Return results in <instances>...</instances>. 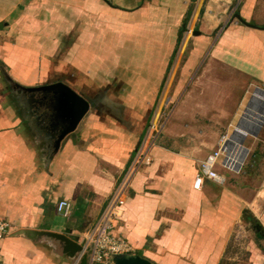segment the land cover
<instances>
[{"label": "crops", "instance_id": "obj_1", "mask_svg": "<svg viewBox=\"0 0 264 264\" xmlns=\"http://www.w3.org/2000/svg\"><path fill=\"white\" fill-rule=\"evenodd\" d=\"M187 22L193 25L192 47L183 66L175 64L167 83L180 117L169 116L151 149V164L133 177L112 233L154 264H222L225 259L234 264L227 254L236 228L248 216L247 206L258 204L263 218L259 236L264 238L262 193L236 186L242 181H205L200 191L193 188L197 164L209 154L196 155L205 136L226 127L208 122V113L216 111L208 108L206 93L218 84L209 72L227 64L264 84V0H0V219L12 227L0 240V264H76L44 242L11 235L18 230L61 233L83 246L144 141ZM67 37L73 44L68 54L75 56L67 61L75 63L61 64L56 69L62 77L43 83V71L48 73L43 56L49 49L43 40ZM131 39L157 40L165 51L153 60L155 53L131 48ZM209 44L210 63L199 75L205 99L196 101L182 87ZM99 54L108 56L106 62L97 63ZM133 55H139L141 64H135ZM148 55L151 60L143 59ZM58 82L73 88L90 108L55 150L50 97L19 93L15 86ZM241 98L233 116L240 111ZM188 119L199 120L198 130L192 132ZM211 127L216 130L209 131ZM189 135H199V142L191 146ZM256 153L255 165L264 167V152ZM62 200L73 206L67 219L56 212ZM260 263L254 256L249 260Z\"/></svg>", "mask_w": 264, "mask_h": 264}, {"label": "rangeland", "instance_id": "obj_2", "mask_svg": "<svg viewBox=\"0 0 264 264\" xmlns=\"http://www.w3.org/2000/svg\"><path fill=\"white\" fill-rule=\"evenodd\" d=\"M94 24L95 26L99 25L97 22H95ZM3 27H4L3 24H1L0 29L2 30ZM192 27L193 25L191 26L189 22L183 25V30L181 33L182 36L181 38H179V41L176 44V47H175L176 50L174 51L173 56H171L170 68L166 72L167 74L165 75V78H164V82L166 83L165 87L161 89L159 98L153 106L154 113L150 119L149 125L151 123L153 124L157 122L158 130L161 129L160 137H161V134H163L164 132V126L169 116H172L171 117L172 119L174 117L175 118L180 117L179 112L177 113L174 112L178 104L177 102L171 100V92L168 93L167 91V83L170 82L169 79L171 77V72L175 64H178L179 66H183L184 62L186 61V56L188 54L187 52L192 47V43L190 40H192L191 38L193 37V33L189 31L190 29H192ZM97 30L98 28L96 29V31ZM70 40H71L70 37L69 38L67 37L66 39L62 41L61 39H52V38L48 39V41L43 40V46H46V48L49 47L48 51L43 56L44 57L43 67L45 66L44 65L45 62L47 63V66H48V71H47L48 73L46 74V72L43 71V83L49 80L57 79L58 77H62L59 75V73H57V69H56L61 64L67 65V64L75 63L76 60L71 63L67 61L71 59L73 61L75 58V56L71 54L72 52L68 54L67 47H70L73 45ZM214 41H217V40L214 39ZM104 44H105L104 41H102V46H105ZM58 45H59L58 52H55V49L56 47H58ZM80 45H82V42L76 45V47ZM130 47L131 48L134 47L135 49L142 48L143 51H146L147 49L148 51L146 52L155 53V55L153 54V60H155V58L157 59L158 57L157 54L160 51L161 53L165 51V47L160 46V43H158L157 40H155V44H154V41H151V42L143 41L141 43L139 40L137 41V39L136 40L131 39ZM210 47H211V44H209V46L206 47L205 49H202L201 52L198 54L199 60L196 63L195 68L193 67L194 70L191 72V74H189V76L187 77V80L184 82V85L182 87V92H186L187 90H189L187 98L190 95H193L197 99L196 101H200V100L204 101L202 100L204 98V95L201 94L202 89L204 87V82L199 81V78H200L199 75H200V71L205 68V65L210 63L209 62ZM46 48L43 47V50L46 51L47 50ZM127 50H123L122 55L127 56L128 55ZM181 50H182V54L179 57V53L181 52ZM99 55L100 56L97 55V59H98L97 63L106 62L105 61L106 59L104 60V58H108V56L104 54L102 55L99 54ZM138 56L139 55H133V58H134L133 61H136L135 64H139V63L141 64L140 60L136 59V57ZM143 59L151 60L152 58L150 55H148V56H144ZM236 63L238 62L236 61ZM225 66L227 67H223L221 71L213 70L212 72H209V74L213 76V78H216L218 80V84H217V88L212 87L210 88L209 92L206 93L207 102L206 101L205 102L207 103L209 109H211L212 107L213 111H216L213 113H208V116L211 115V118L208 119L209 124H211V126L213 127L214 123L217 121V122H221L226 127L224 130L221 128L218 129L216 131V134L209 133L207 134V136H205L207 139L203 141V146L201 147L202 151L197 152L196 154L197 157H199L200 155H203L206 152L210 153V151L212 152V150L216 149V145H217L216 142L218 141L220 136L226 132L228 126L231 123L232 124L237 123L238 115L241 111H243V108H244L243 103H245L246 101H249L250 95L252 91L254 90V88H261L264 90V84H262L261 82H254V80L248 77L247 75H244L243 73H240L237 71H232L229 65L226 64ZM204 70H203V73H204ZM8 73L11 76V72H8ZM33 73L35 72L33 71ZM179 74H180L179 76H181V73ZM196 77L198 78L196 79ZM24 87L28 88V86H24ZM27 94L34 95V94H40V93L30 92ZM241 97H243V99ZM240 98H241L240 104L242 103L240 111L237 112V114L233 116V112L236 110V107L238 105V100ZM216 113L218 116H220L219 118H215L217 116ZM198 122L199 120L197 121V120L188 119L186 121V124H191L192 132H194L198 130ZM200 122L203 123L204 120H201ZM215 126H219V125L215 124L214 127ZM212 127L209 129V131L216 130V128H212ZM257 132H258L257 135H254L253 137L248 138L245 142V146L249 148L250 153H249V158L247 159L242 169V172L239 175H235L229 171H225L220 168H218V171L225 176L226 183L228 182L238 183L242 181L241 183L236 184V186L242 185L241 189L252 188V190L250 191L251 193L254 191L255 195L258 196V193H262V196H264V167L259 166V165L256 166L255 165L256 163L254 162L255 160H257L255 157L258 156L257 153L255 154V150L258 149L259 153L261 152V155L263 154L262 152H264V123L262 124V127L259 128V131ZM199 137H200L199 135H189L186 141L189 142L191 146H193L194 143L199 142ZM205 141H207L206 146L204 145V143H206ZM214 141H215V144H214ZM261 198H263L261 200H263L264 202V197H261ZM245 209H246V206H245ZM246 210H247L246 213L248 214V216L245 215L240 218L239 225L237 226L236 231H235V232L238 231V234L237 235L235 234V238H234L235 243L231 245L227 255L235 259L234 264H249V260L251 259L252 256L256 257L259 262L261 261L260 264H264V238L259 236L261 235L260 233L263 230L262 229L263 228L262 227L263 218L260 212L261 206H258L257 204L255 208H251V209H249V207L247 206ZM252 212H255L257 217H254V214H252ZM254 219L260 225L261 231L259 229H257L259 231L254 230L256 229L255 226L257 225L256 224L254 226L255 224ZM249 243H252V246L250 248L248 247ZM229 262L230 261L225 259L222 264H233V261H231L230 263Z\"/></svg>", "mask_w": 264, "mask_h": 264}, {"label": "built area", "instance_id": "obj_3", "mask_svg": "<svg viewBox=\"0 0 264 264\" xmlns=\"http://www.w3.org/2000/svg\"><path fill=\"white\" fill-rule=\"evenodd\" d=\"M238 123L239 115L237 123H231L226 132L220 136L216 149L198 162L197 174L193 182L195 190L200 191L205 181L224 185L226 178L218 171V168L235 175L242 172L250 153L245 142L248 138L257 135L259 128L242 129ZM160 130H158L157 122L149 125L142 145L126 168L120 183L115 187L112 197L94 230L85 236L83 247L88 253V264H112L111 257L113 255L135 254L133 246L124 237L114 235L112 230L122 215L133 177L140 167L148 166L152 162L151 149L159 140ZM72 211V203L68 200H62L56 205L57 214L63 218H69ZM11 228L9 222L0 219V240L10 234Z\"/></svg>", "mask_w": 264, "mask_h": 264}, {"label": "water", "instance_id": "obj_4", "mask_svg": "<svg viewBox=\"0 0 264 264\" xmlns=\"http://www.w3.org/2000/svg\"><path fill=\"white\" fill-rule=\"evenodd\" d=\"M239 22L245 26L253 27L248 24L239 15H236ZM19 93L37 92L51 99L49 110L51 111L50 129L54 131L53 148L57 150L60 142L69 134L73 133L78 127L83 117L87 114L90 108L89 102L74 91L70 86L58 82L55 84L38 87V88H23L15 86ZM260 229V225L255 226ZM11 236L26 238L33 243H46L60 250L62 255L76 262V264H88V253L80 242L68 237L65 234L42 232L37 230H18ZM112 264H154L146 258L137 254H118L111 257Z\"/></svg>", "mask_w": 264, "mask_h": 264}, {"label": "bare ground", "instance_id": "obj_5", "mask_svg": "<svg viewBox=\"0 0 264 264\" xmlns=\"http://www.w3.org/2000/svg\"><path fill=\"white\" fill-rule=\"evenodd\" d=\"M243 111L239 113L240 128H260L264 122V90L254 88L249 101L243 103Z\"/></svg>", "mask_w": 264, "mask_h": 264}, {"label": "flooded vegetation", "instance_id": "obj_6", "mask_svg": "<svg viewBox=\"0 0 264 264\" xmlns=\"http://www.w3.org/2000/svg\"><path fill=\"white\" fill-rule=\"evenodd\" d=\"M252 224V223H251ZM251 224H249V225H251ZM256 225V223L254 224V226ZM255 230H257V229H255Z\"/></svg>", "mask_w": 264, "mask_h": 264}]
</instances>
